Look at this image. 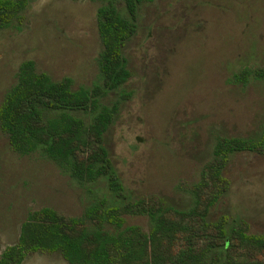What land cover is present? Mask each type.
Instances as JSON below:
<instances>
[{"label": "rangeland", "instance_id": "1", "mask_svg": "<svg viewBox=\"0 0 264 264\" xmlns=\"http://www.w3.org/2000/svg\"><path fill=\"white\" fill-rule=\"evenodd\" d=\"M103 1L27 0L20 22L0 30V101L26 59L52 79L70 77L73 88L90 86ZM123 53L130 76L122 88L130 95L104 134L110 160L134 198L155 194L184 206L188 197L178 185L198 179L213 139L247 135L264 116L259 82L227 80L243 66L264 67V0L144 2ZM223 174L229 187L209 218L225 214L250 233L264 232V155L237 153ZM101 184L88 192L38 152L13 151L0 130V251L16 242L30 211L46 206L78 216ZM124 223L148 227L142 215L124 216ZM20 264L67 263L57 253L32 252Z\"/></svg>", "mask_w": 264, "mask_h": 264}, {"label": "trees", "instance_id": "2", "mask_svg": "<svg viewBox=\"0 0 264 264\" xmlns=\"http://www.w3.org/2000/svg\"><path fill=\"white\" fill-rule=\"evenodd\" d=\"M150 0H104L95 12L100 51L90 86L72 87L68 76L52 79L32 60L21 61L14 82L0 101V130L18 154L38 152L63 175L86 187L101 182L78 216L50 207L30 211L15 243L0 251V264H20L32 252L57 253L67 264H264V232L250 233L245 222L210 209L227 192L223 174L241 152L264 155V116L244 136H216L198 179L178 185L188 200L178 207L155 194L126 192L104 143L120 103L130 92L123 53L137 28L139 6ZM121 3L119 7L118 3ZM27 0H0V30L20 22ZM264 87V67L243 66L231 84L250 80ZM114 93V100L102 99ZM145 216L148 227L125 224L124 216Z\"/></svg>", "mask_w": 264, "mask_h": 264}]
</instances>
